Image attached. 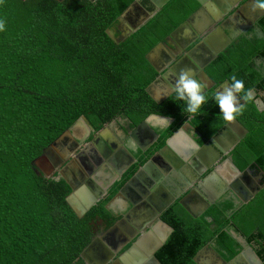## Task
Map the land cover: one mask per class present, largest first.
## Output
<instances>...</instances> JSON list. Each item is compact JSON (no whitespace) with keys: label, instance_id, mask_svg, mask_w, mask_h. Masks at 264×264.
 Wrapping results in <instances>:
<instances>
[{"label":"trees","instance_id":"obj_1","mask_svg":"<svg viewBox=\"0 0 264 264\" xmlns=\"http://www.w3.org/2000/svg\"><path fill=\"white\" fill-rule=\"evenodd\" d=\"M134 0H3L0 20V264H86L77 261L93 240L98 218L114 226L116 186L84 217L68 203L73 190L35 161L86 117L96 131L125 118L136 128L152 115L174 119L158 150L190 119L206 144L227 124L218 118L217 87L233 75L264 101V36L243 35L206 67L214 87L201 113L189 118L174 94L158 104L148 89L160 73L148 59L197 10V0H171L122 43L119 20ZM264 35V16L258 20ZM260 61V63H258ZM243 102V101H241ZM248 135L227 156L241 171L264 172V109L248 105L236 118ZM145 161H142V164ZM173 233L158 253L162 264H197L206 246L230 262L243 238L264 264V188L248 204L224 197L200 217L176 204L163 215ZM77 261V262H76Z\"/></svg>","mask_w":264,"mask_h":264},{"label":"flooded vegetation","instance_id":"obj_2","mask_svg":"<svg viewBox=\"0 0 264 264\" xmlns=\"http://www.w3.org/2000/svg\"><path fill=\"white\" fill-rule=\"evenodd\" d=\"M249 1L250 0H243L221 21V23H219V26L220 25H222V27L223 25L226 26L227 28L226 33L228 34V36L234 35V37L232 36L233 41L237 40L239 37L243 35H248V37H253V34H257L260 37L261 30L260 28H258L257 23L258 20L262 18L260 17L261 13L260 12L252 13L250 11L249 6L242 8V6ZM236 11H237L236 17L231 18L230 16ZM137 16L138 14L135 15L134 20L136 19ZM118 30L120 35L117 37L118 38L123 37L124 24H120ZM193 31L194 29L192 28V32ZM114 32L117 33L116 31ZM192 39L193 38H189L188 40L181 38L180 39L168 38V40L165 43H163L164 44L163 48L156 54L155 60L150 61L157 70L158 68L161 70V72H159L160 76L152 84V85L155 84L158 92L156 90H153L151 93L149 92L152 98L153 96H158L161 99L165 97V100L163 101L165 102L169 97H171L174 93H172L170 96H167V94L170 90L173 89V85L176 83L180 70L184 68L192 69V73H191L192 76L196 80L204 82L201 76V72L204 71L206 73L205 70L206 68L200 69L199 66H202L207 63L206 61L208 60L209 53H213L212 52L213 50L206 48L203 44L201 46L202 49L198 50L197 53L193 52L192 54H190L193 47L201 41L200 40L192 44V42L191 43L189 42L192 41ZM151 86L149 87V89L151 88ZM160 116L161 115H152L150 121L147 120L141 123L136 128H133L131 121L125 118H120L119 120L106 125L100 131H96L95 128L92 126V124L88 122L86 127L81 126L79 129H77L76 135H74V142L70 144V148L69 147L67 148L68 150L69 149L71 150V155L64 161V163L60 167L56 169L54 174H51L49 177H53L57 174L58 175L57 179L67 177L68 179L66 181H69L71 183L74 181L75 183L73 182V184L75 186L81 184L82 187L93 189L96 187H100L99 177L96 175H98L99 173L109 174L112 171L114 175L116 174L118 179L114 180V182L116 181L115 183L114 182L109 183L108 186L110 185L112 191L118 185H122L120 188L122 189L134 176L136 175L143 176V173H139L142 166L145 165V163L148 160H150V158L154 156L156 152L160 151L157 149V145H156L154 148L152 147L147 154H143L141 148L138 150H134L133 151L134 153L133 152L130 153L129 147L132 145L131 141H128L130 140L131 137L130 135H133L138 129L136 133V135L138 136V140L142 141L143 146L148 148L151 145V143L155 140L153 138V134H151L147 130H143V128L139 129V127H141L145 123H149L151 127H153V129L159 134V131L162 127H167L169 125L166 124L163 120H161L159 118ZM173 122L174 119L171 118V124H173ZM190 122L191 121L189 119L187 123ZM183 127L182 129H184ZM179 130H181V128ZM188 135L190 136L191 140L196 139L197 143L201 145L199 143V139L201 135L198 134L195 129L194 131H191L190 134ZM145 138L148 139L144 141ZM75 140L77 141V143L75 142ZM223 144L224 146H226L227 140H224ZM122 146H124V148ZM140 151L142 152V155H140L139 157L138 155ZM209 156L212 159L214 155L213 153H208L207 156H205L206 158L205 160L207 162ZM186 158L187 155L182 156L183 160ZM60 159L63 160L62 158ZM190 159L191 160H188L186 162L185 160L184 161L180 160L177 162L174 161L175 166L171 163L163 164V168L166 170L167 173L171 175L173 180V184L171 185L173 197L171 195H168L167 198H165L166 201L162 203L154 204L153 206L155 208L154 209L153 207H150L153 204L140 205L139 203L140 200L136 196H134V199L139 204H129L131 207L129 208V211L130 212L136 211L138 208H141L143 206L151 210V218L159 219L167 211L172 209L176 204H180L189 214H191L194 217H200L201 215H203L208 209L203 214H200V216H197L196 211L200 210L203 206H205L206 203H209L210 198L216 201L219 198L218 194L222 191L221 189L224 185V182L225 184L227 183L228 185L232 180H234V175L232 173V167L230 166L229 163L226 164L225 169H223L224 167H221L223 162L226 159H228L227 157L220 160V162L217 164L220 165L219 169H217L216 168L217 166L215 165V167L211 169H207L206 171H205L206 169L205 162L200 160L195 154H193ZM142 161L145 162L142 164ZM53 165L54 164L52 163L51 166ZM43 168H45V166ZM37 169L39 170L40 173H42L44 176L47 177L46 173L41 168L37 167ZM189 169H191L193 176L191 178V181H189V184L180 182L179 174H177L179 173L178 171H181L182 173L184 172L186 174V173H190ZM78 170H81L83 174L82 175L81 173L78 174L77 172ZM62 171L64 172V175L60 174V172ZM71 173H74L75 176L78 178L74 180L73 177L70 176L71 177L70 178L66 176L68 174L70 175ZM212 173H215V179L213 180L212 183L210 182L209 184H207L208 183L207 178ZM144 176L141 179H137V182H135L134 184L130 185L129 188L133 192L136 193L137 192L136 189L138 190L141 187L142 183L144 182ZM230 178H232L231 181L229 180ZM198 182L199 183L202 182L203 185L197 187ZM259 185H264V179L261 183L259 182ZM187 186L192 187L191 189H193V191L195 187L199 188L200 194L197 193L199 194V196H195L196 195L195 194L193 197L186 198L183 201L175 200L176 197L183 190H185V188H187ZM225 196L228 198L230 197L234 198L236 202L240 201L239 198L236 197L230 190H226L225 193L220 196V199ZM216 202H218V200ZM111 208L112 207L110 204V209ZM96 222L100 223L102 226L104 224V220L101 218H98L95 221V223ZM132 231L133 230H131L130 232L132 233V236L130 235L132 237L130 243L131 245L126 246L125 249L119 252L117 246L119 247L121 243L124 244L127 241L126 238H120L116 240L114 239L106 240L109 242L110 245H114V244L116 245V250L112 251L110 250V247L108 245L106 246L104 243L103 240V237L105 236L104 228L95 226V228H93V233H94L93 240L89 245V247L87 248L85 263L106 264V262L109 260L107 264H117L121 260L123 255L128 250H130V248L134 245V243L141 237L143 233L142 231L144 230L140 229V231H138V234ZM209 250L213 252L215 251L212 247H209ZM158 253L159 252L155 253V255L151 257L150 264H161L160 263L161 261L158 258ZM208 260H210V258ZM146 262L147 261L144 262L143 259L136 257L135 263L133 264H144Z\"/></svg>","mask_w":264,"mask_h":264},{"label":"water","instance_id":"obj_3","mask_svg":"<svg viewBox=\"0 0 264 264\" xmlns=\"http://www.w3.org/2000/svg\"><path fill=\"white\" fill-rule=\"evenodd\" d=\"M63 1V0H58ZM93 2H96L98 0H91ZM171 0H134V3L131 5V7L122 15V17L119 20V25L124 24V31H123V37L118 38L114 30H110L109 34L110 36L117 42L122 43L129 37H131L133 34L138 32L143 26H145L150 20H152L167 3ZM200 4V8L195 12L184 24H182L177 30H175L171 36L169 37L172 39H189L193 38L192 41H189L192 44L196 43L197 41H200L198 44H196L190 54L193 52L197 53L198 50L202 49L201 46L204 44V46L210 50H213V53H209L207 63L199 66L200 69H205L212 61H214L232 42V36L226 33V26L220 25L221 21L234 9L236 8L239 3H241L243 0H197ZM252 3V0L247 2L245 5L242 6V8L250 7ZM138 16L135 18V15ZM237 15V11L234 12L230 17L234 18ZM264 13H261L260 17H263ZM192 28L194 29V33L192 32ZM263 33L261 31L260 37H263ZM191 44V45H192ZM164 44H160L157 48H155L148 56L150 61L155 60L156 54L163 48ZM260 63V61L258 62ZM158 72H161V70L158 68ZM202 79L204 80V83H206L207 87L203 90L205 93L208 89H211L214 87V82H212L211 78L208 77V75L202 71L201 72ZM228 82V81H227ZM225 82V83H227ZM220 85L216 88V91L222 90L224 84ZM153 90H157L155 84L151 86L149 89V92L151 93ZM173 92V90H170L167 94V96H170ZM256 95V94H255ZM153 98L158 103H163L165 100V97L163 99L159 98L158 96H153ZM260 109L263 110L264 106H260ZM90 122L86 117H82L77 123L68 131H66L63 135H61L52 145H50L48 148L44 150V153L41 157H39L35 161V165L39 168H41L47 175V178H50L49 176L51 174H54L56 169L60 167L64 161L71 155V150L67 149L70 148V144L74 142V131L77 128H80L81 126L87 125V123ZM140 128H143V130H147L151 134H153V138L155 139L152 142V145L157 142L160 139V135L151 127L149 123L143 124ZM138 130V129H137ZM136 132L133 135H130V139L137 142L140 146L141 150L146 154L150 147L146 148L141 143L142 141L138 140V136L136 135ZM181 131L178 130L173 134L172 137H170L165 147L160 150L159 152H156L154 156L148 160L145 165L142 166L139 173H143V176L146 174V172L153 175L154 178H156V182L153 181V188L158 186V182H160V177L162 176L161 173L158 172V176H154V170L155 166L162 169L166 173V170L163 168V164H167L163 161V153L166 150H172L174 147V141L177 137L178 133ZM249 131L238 121L235 120L231 124H226L224 129L221 130L216 136L212 137L204 146H201L197 143L196 139H192L194 145L191 146L192 152L203 162H205V171L207 169H211L217 166L216 168L219 169L220 165H217L220 160L227 157L234 148L248 135ZM224 140H227L226 146H224L223 142ZM77 143V141L75 140ZM188 148L186 149V151ZM208 153H213V158L211 159L210 156L208 158V162L205 160V156H207ZM150 157V156H149ZM62 158L63 160H61ZM52 163L54 164L53 166ZM57 163V164H56ZM226 166L227 163L230 164L232 167V173L234 175V180L230 178L231 181L228 185L227 183L222 187V191L218 194V201H220V196L225 193L226 190H230L236 197L239 198L241 202L244 204H248L251 200L254 199V197L264 188V185H259V182L261 183L264 179V172L260 171L258 168H255L253 170L247 169L243 172H241L230 159H226L223 162ZM45 168H43L44 166ZM69 165V164H67ZM43 166V167H41ZM222 167V166H221ZM55 168V169H54ZM215 168V169H216ZM60 174L64 175V172H60ZM141 175L134 176L122 189L121 194L127 195L130 191V185L137 182V179L143 178ZM215 179V173H212L207 178V184L210 182L212 183ZM191 181V179L189 180ZM69 182V181H68ZM166 185H168L167 182H164ZM70 186L73 189L72 194L68 197V203L72 207V209L75 211V213L78 215V217H84L94 206H97V204H76L74 200V193L76 191V186L69 182ZM216 200V201H217ZM215 200L210 198L209 203H206L205 206H203L200 210L196 211L197 216H200V214H203L207 209L211 207L212 204L216 203ZM211 202V203H210ZM135 204V202L133 203ZM171 228V227H170ZM172 229V228H171ZM173 231V229H172ZM239 241L244 245V251L241 252L238 256H236L233 260L230 262H225L217 252H213V255L217 257L218 262L215 263L212 261V259L208 260L207 257L201 256L200 254L202 251L207 249L209 246H206L204 249H202L197 256L194 258V261L197 264H262V261L258 258L256 253L253 251V249L247 245L245 240L243 238H238ZM146 244V238L145 236H142L137 240V242L133 245V247L128 250L121 260L117 264H128L129 262L135 263L137 252L140 248H144ZM164 243L161 242V244L158 247L160 249L163 247ZM158 251V250H157ZM157 251L155 253H157ZM86 253L87 249L84 253L81 254L80 258L77 260H84L86 261ZM153 252H150V255H155ZM207 259V260H205ZM251 260V261H250ZM76 261V262H77ZM109 261V260H108ZM107 261V262H108ZM106 262V264H107ZM161 263V262H160ZM162 264V263H161Z\"/></svg>","mask_w":264,"mask_h":264},{"label":"crops","instance_id":"obj_4","mask_svg":"<svg viewBox=\"0 0 264 264\" xmlns=\"http://www.w3.org/2000/svg\"><path fill=\"white\" fill-rule=\"evenodd\" d=\"M169 126L170 125H168L167 127H162L160 129L159 131L160 139L153 146H151L152 145L151 143L150 145L151 147L149 146L150 149L148 150V152L151 150L152 147L154 148L156 145L158 149L163 132ZM183 128L184 129L181 128L180 130L181 132L178 133L177 137L175 138L176 140L174 141V147L172 148V150H166L163 153V161L167 164L171 163L175 166L174 161L177 162V161L183 160L182 156L184 155H187V158H186L187 160L184 159L186 162L188 160H191L190 158L194 154V152H192L191 150V146H193L194 143L193 141H191L190 136L188 135L190 134L191 131H194V129L193 127H191L189 123H186ZM147 139L148 138H145L144 141H146ZM128 141H131L132 143L130 147L128 145L130 153H132L134 150L140 149V146L138 145L137 142L132 141V139ZM122 147L124 148V146ZM164 147L165 146H163V148ZM163 148H161L160 150H162ZM187 148L188 150L186 151ZM143 154L145 153L143 152ZM140 155H142L141 151L138 156L140 157ZM189 171L190 173H186V174L184 172L182 173L181 171H178L179 173L177 174H179L180 182L189 184V180L193 177L191 169H189ZM77 172L78 174L79 173H81V175L83 174L81 170H78ZM158 172L161 173L162 176L160 177L161 181L158 182V186H156L155 188H153L152 184H153V181L156 182L155 180L156 178H154L153 175H151L150 173L146 172L144 176V182L142 183L141 187L138 190L136 189L137 191L136 193L130 189L127 195H122L121 189H120L118 195L114 199L111 200L110 202L111 207H112L111 209L115 213V215L119 217L118 222L114 226L109 227L106 224L105 220H104L103 226L100 223H97L98 221L94 225V228L95 226L104 228L105 230V233H104L105 236L103 237L104 243L106 246L108 245L110 247V250L112 251L116 250V245L115 244L110 245L109 242L106 240H110V239L116 240L120 238H126L127 241L124 244L121 243L119 247L117 246V249L119 252L125 249L126 246L131 245L130 244L132 240V237H131L132 233H130L131 230H133L132 232L138 234V231H140V229H143L144 231H142L143 232L142 236H145L146 244L144 248H140L138 250L137 257L143 259L144 262L147 261L144 264H150V259L153 256V255H150V252H153V254L157 250H158L157 252H159L163 247L158 249L157 246H159L161 242L165 244L167 240L169 239V237L171 236V234L173 233L172 229L163 221V215L159 219L157 218L153 219L151 218V210L143 206L141 208H138L136 211H133V212L129 211V208H131L129 204H133L134 202L135 204L140 203V205L141 204H153L152 206H150V207H153L154 204H158V203H162L166 201L165 198H167L168 195H171L173 197V192H172V187H171V185L173 184V180H172L171 175L167 172L163 173L164 171L162 169L155 166V170H154L155 177L158 176ZM66 176L68 177L71 176L74 178V180L78 178L75 176L74 173H71L70 175L68 174ZM96 176L99 177V182H100L99 186L101 188L96 187L93 189H89L87 187H82L81 184L76 185V191L74 193V200L76 204H80V205L99 204L101 201L107 200V198L110 196V194L112 193V189L110 185L108 186V184L118 179L116 174L114 175V173H112L111 171V173L109 174L99 173ZM63 178L65 180L68 179L67 177H63ZM164 182H167L168 185H166ZM201 185H203L202 182L197 183V187L198 186L200 187ZM197 187H195L193 191V189H191L192 187L187 186V188H185V190H183L176 197L175 200L183 201L186 198L193 197L195 194H196L195 196H199L200 194L199 188ZM134 196H136L140 200L139 203L134 199ZM128 264H133V263L129 262Z\"/></svg>","mask_w":264,"mask_h":264},{"label":"clouds","instance_id":"obj_5","mask_svg":"<svg viewBox=\"0 0 264 264\" xmlns=\"http://www.w3.org/2000/svg\"><path fill=\"white\" fill-rule=\"evenodd\" d=\"M0 3H3V0H0ZM250 11L264 13V0H252ZM2 31H5L4 20H0V32ZM191 73L192 69L190 68L181 69L172 89L175 101H183L186 105L182 112L187 113L189 118L203 114L201 107L207 99L203 92L207 87L206 83L196 80ZM213 99L220 108L218 118L228 124L234 122L238 116H242L248 105L257 107L264 105V101L256 98L255 89H246L244 80L237 79L235 75L231 77L230 82L224 84L222 90L215 92ZM151 118L150 116L148 120L150 121ZM159 118L171 125V117L160 116Z\"/></svg>","mask_w":264,"mask_h":264},{"label":"rangeland","instance_id":"obj_6","mask_svg":"<svg viewBox=\"0 0 264 264\" xmlns=\"http://www.w3.org/2000/svg\"><path fill=\"white\" fill-rule=\"evenodd\" d=\"M85 127H86V125H84ZM83 126V127H84ZM77 129H79V128H77ZM77 129L74 131L75 133V135H76V132H77ZM224 164V163H223ZM222 164V167H224L223 169H225V165H223ZM201 256L203 255V256H205V257H207V258H210V259H212V261L213 262H215V263H217L218 262V259H217V257H215V255H213V251H211V250H209V247L207 248V249H205L204 251H202V253L200 254Z\"/></svg>","mask_w":264,"mask_h":264},{"label":"bare ground","instance_id":"obj_7","mask_svg":"<svg viewBox=\"0 0 264 264\" xmlns=\"http://www.w3.org/2000/svg\"><path fill=\"white\" fill-rule=\"evenodd\" d=\"M251 261V260H250Z\"/></svg>","mask_w":264,"mask_h":264}]
</instances>
